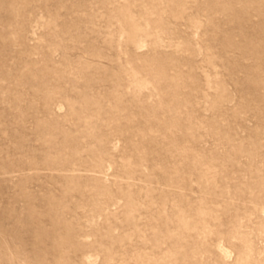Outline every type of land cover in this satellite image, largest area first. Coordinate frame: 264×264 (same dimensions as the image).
Here are the masks:
<instances>
[{
  "label": "rangeland",
  "instance_id": "obj_1",
  "mask_svg": "<svg viewBox=\"0 0 264 264\" xmlns=\"http://www.w3.org/2000/svg\"><path fill=\"white\" fill-rule=\"evenodd\" d=\"M0 264H264V0H0Z\"/></svg>",
  "mask_w": 264,
  "mask_h": 264
}]
</instances>
